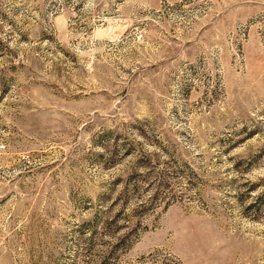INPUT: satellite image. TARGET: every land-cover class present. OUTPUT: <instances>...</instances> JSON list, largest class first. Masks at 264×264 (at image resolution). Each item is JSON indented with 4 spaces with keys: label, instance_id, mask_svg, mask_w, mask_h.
I'll list each match as a JSON object with an SVG mask.
<instances>
[{
    "label": "rangeland",
    "instance_id": "1",
    "mask_svg": "<svg viewBox=\"0 0 264 264\" xmlns=\"http://www.w3.org/2000/svg\"><path fill=\"white\" fill-rule=\"evenodd\" d=\"M0 264H264V0H0Z\"/></svg>",
    "mask_w": 264,
    "mask_h": 264
}]
</instances>
